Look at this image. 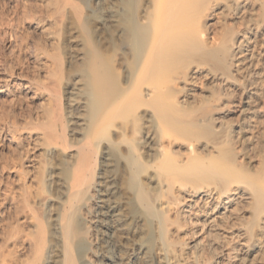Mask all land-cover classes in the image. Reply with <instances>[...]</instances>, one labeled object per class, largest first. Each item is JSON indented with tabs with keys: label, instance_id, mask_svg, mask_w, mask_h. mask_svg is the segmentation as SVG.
I'll return each mask as SVG.
<instances>
[{
	"label": "rangeland",
	"instance_id": "obj_1",
	"mask_svg": "<svg viewBox=\"0 0 264 264\" xmlns=\"http://www.w3.org/2000/svg\"><path fill=\"white\" fill-rule=\"evenodd\" d=\"M143 4L145 0H128L130 36L125 42L117 38L108 42L95 38L94 21L101 15L93 11L96 0H0V264H21L30 258L25 246L28 238L38 234V223L46 239L55 241L51 220H44L50 213L45 207L52 203L37 204L42 196L57 194L56 185L47 187L45 175L53 171L61 182L70 177L69 155L98 121L134 125L137 136L150 130L161 146H168L162 153L158 145L142 148L134 142L137 137L128 132L122 137L108 131L101 134L121 165L123 158L129 159L139 171V181L167 163L169 176L159 171L169 182L173 180L169 195L173 199L183 194L184 198L171 205V215L192 200H197L193 210L212 208V200L203 203L198 196L191 198L193 189L236 191L230 202L223 204L227 208L221 209L224 214L215 223L229 243L233 264L241 256L242 244L249 249L246 264H264V0H173L169 13L175 33L185 38L194 23H201L207 15L205 41L176 42L178 52L165 59L151 78L140 81L143 87L158 86L156 93L144 97L131 84L125 99V70L134 71L135 48L148 41L144 28L148 23L141 22ZM235 38L242 40L239 49L243 51L238 50V41L232 43ZM232 44V51L237 49L232 52L236 65L219 56ZM122 47L127 48L123 58ZM216 51H220L218 59L211 56ZM211 73L220 74L221 79ZM183 74L187 79L178 86L187 84L185 89L191 92L189 98L179 100L186 91L181 90L182 85L176 88L170 79ZM76 81L82 83L78 93L84 101L81 114L87 124L81 133L76 118L71 117L77 109L69 104V92ZM97 154L91 157L94 177ZM195 217L202 218L185 215L187 219L170 223L169 228L173 227L177 241L187 247L199 241L194 264H221L209 259L207 230L201 221L192 224ZM181 222L188 227L178 229Z\"/></svg>",
	"mask_w": 264,
	"mask_h": 264
},
{
	"label": "bare ground",
	"instance_id": "obj_2",
	"mask_svg": "<svg viewBox=\"0 0 264 264\" xmlns=\"http://www.w3.org/2000/svg\"><path fill=\"white\" fill-rule=\"evenodd\" d=\"M172 2L173 0H145V4H143L145 6L143 8L144 15L141 17V22L145 20L146 23H148L147 26L144 27L148 34V41L146 45L144 44V47L140 49L135 48L137 51L134 50V55H132L135 61L134 71L129 72L125 70L123 80V83L126 85L127 89L123 96L125 99L126 95L129 94L128 87L131 84H134V86L142 92L144 97H151L156 93V91L159 89L158 86L145 85L146 87H143V83L140 84V81L142 82L143 77L152 76L153 72L156 71L158 67H160L165 59L178 52V48H175V45H179V43L176 44V42H188V40L189 42L190 40L194 42L195 40L197 42L205 41V19L207 18V15L202 18L203 20L201 19V23L199 21V23L193 22L195 25H193L192 32L189 30L190 33L187 34L185 38H182V33L181 36L180 33L177 32L179 35L175 33L176 30L174 31V27L176 25L173 23L172 17H170L171 13H169V11L171 9H169V7H171ZM96 4V9L93 11H98L101 13V15L96 17L97 21H94V29L96 32H98L95 38L98 40H108V42L111 40L113 41V38H117L119 42H125L126 38L130 36L129 34L127 37L128 29L126 25L128 20V9L131 8L128 7L130 6L128 5V0H96ZM183 21L185 20L183 19ZM172 25L175 26L173 27ZM102 32L103 34L105 32L104 36L101 35ZM132 33L134 34V32ZM106 37L107 39H105ZM235 39L233 41L230 40V42L232 41L234 44L235 42L237 43L238 40ZM197 42H195V44ZM238 42L239 44H237V48L238 50H242L239 49L242 40H239ZM234 44L231 46H225L221 52L218 51V53L220 52V55L217 53V51V54L214 53V51L211 53V56L216 55V58L218 59L219 57L217 56L219 55L223 62L227 61V64L230 62L231 65L233 62L232 59L235 57V48L233 49L234 53H232V48L235 46ZM126 49L127 48L122 47L121 58H123L127 53ZM235 50L237 51V49ZM233 63L235 64V60ZM196 71L197 68H195L191 73L193 74ZM210 75H212L213 78L221 79L220 74L211 73ZM186 79L187 77L185 74H183L170 79V82L174 86H178V83H182L186 81ZM188 83H190V80ZM75 84L76 86L72 87L69 92V104L70 106H74L73 109H77V111L73 110L71 117L73 116L74 119L76 118V122H74L77 123L80 130L78 132L81 133L82 128H85L87 125L85 118H83V115L81 114L84 106V101L80 95L81 93L79 92L82 83L80 81H76ZM172 84H170V87H173ZM181 85L182 84H180V86ZM186 85L183 83L181 86V90L186 91V94L181 95L179 100H184V97L186 100V97L189 98L190 96L191 91L188 89L190 91L189 92L185 89ZM180 86L178 87L180 88ZM212 116L214 115H211V117ZM211 119L212 118L208 120ZM213 119L216 120V118ZM208 120L206 119L205 121ZM105 122L106 121H98L92 127H90L89 130L84 134V139L82 138V142L77 147V150H75L76 152L73 151L72 154L69 155L70 162L68 163L71 165V175L69 174L70 177H68V179L61 182L62 178L60 181L57 177V173L53 171H49L47 175H45L47 176V185H49L47 187H52V189H54V185H56L55 191H57V194L53 193L54 195L52 196H49L51 194L47 196L45 195V197L42 196L43 198H40V201L37 204L40 203L42 205H47L52 203L51 205L49 204L50 206L45 207L48 208L50 213L48 214L49 217L46 216V219L44 220H46V223L51 220L50 225L52 227V233L54 234L55 241L53 240L52 242L51 239H48V242L45 237L42 224L38 223V234L32 238H28L27 246H25V248L27 247L26 252L28 251V256L30 258L28 260L22 261L21 264H194L195 258L193 254H196L199 251V241L194 240L191 242L190 247L189 245L187 247L183 242L177 241L174 231L171 230L173 227L171 226L172 228H169L170 223H174L177 220L179 221L181 218H185V215L190 217L193 216V218L194 216L201 215L202 218L200 220L195 217V220H193L194 222L192 220L191 222H193L192 224H199L197 222L201 221L203 226L205 225L204 227H206V242L208 250H210L209 254H211L209 259H213V262L215 263L220 262L221 264H233L234 261L232 259L233 256L230 255L231 250L229 249V243L222 235L223 233H219V228L217 226L218 223L216 224L215 222L219 215L223 213L221 212V209L225 210L227 208V206H224L223 204L229 203L235 195L234 192L236 191L227 194L226 192L228 189H223L220 191L209 187L193 189L191 192H189L191 198L198 196V200H202V202L204 200H206V202L207 200H212L214 201L212 208H209L210 210L208 211L193 210V206L197 200H192L189 204L188 202L187 204L184 203L185 205L181 206L183 208L180 212L176 209L178 211L176 215H171V212L169 213L170 209L172 210L173 208L171 205H175L176 202L184 201V198L182 199V192H179L182 194L181 197L177 195L178 197L175 198L174 196L173 199H171L172 197L169 195L173 187V180L171 179L172 182H169V180L162 177L159 171L164 170L166 173H168L166 176H169L167 163L165 162L159 165L158 168L160 169L158 171L148 172L146 176L144 175L145 173L142 174L141 177L143 175L145 176L144 180L139 181V171L135 169L134 166L132 167L130 165L128 161L129 159L125 160L123 158L121 161L124 162L121 165L119 161L116 160L109 152V140L107 138H103L101 134L108 131L122 137L128 132L137 137L136 141L134 142L139 144L141 147L143 145L149 144L154 147L158 145L157 150L162 151V153L166 147L168 150V146H161L163 143L159 144V142L156 140L157 138H154V136L149 133L150 130L145 136H137V127L135 128L134 125V127H130V125L116 123L113 124L112 122H107V124H105ZM145 123L146 122H144V124ZM139 129L141 130L142 128ZM207 145L208 144H206V146ZM96 152H98V170L96 176L94 177L93 169L95 165H93L91 157ZM152 158L154 157L152 156ZM183 223L184 222L178 223V229L182 228L183 226H186L185 228L188 227ZM241 246L244 247L240 248L241 256L237 258L236 264H246L247 262L246 257L249 253V249L247 244H242ZM191 248L192 250L190 251ZM16 264H18V262Z\"/></svg>",
	"mask_w": 264,
	"mask_h": 264
}]
</instances>
